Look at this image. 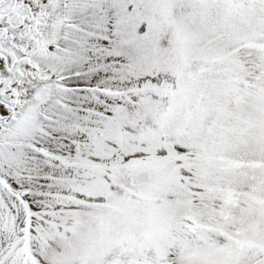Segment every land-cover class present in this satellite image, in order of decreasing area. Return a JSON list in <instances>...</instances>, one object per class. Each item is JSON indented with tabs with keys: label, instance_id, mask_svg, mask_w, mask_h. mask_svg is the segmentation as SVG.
Here are the masks:
<instances>
[{
	"label": "snow or ice",
	"instance_id": "snow-or-ice-1",
	"mask_svg": "<svg viewBox=\"0 0 264 264\" xmlns=\"http://www.w3.org/2000/svg\"><path fill=\"white\" fill-rule=\"evenodd\" d=\"M0 264H264V0H0Z\"/></svg>",
	"mask_w": 264,
	"mask_h": 264
}]
</instances>
